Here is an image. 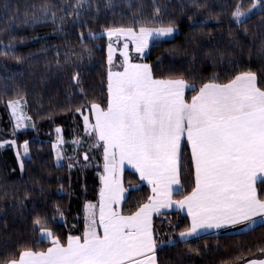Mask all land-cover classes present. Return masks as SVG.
<instances>
[{"label":"snow or ice","instance_id":"obj_1","mask_svg":"<svg viewBox=\"0 0 264 264\" xmlns=\"http://www.w3.org/2000/svg\"><path fill=\"white\" fill-rule=\"evenodd\" d=\"M111 3L112 0H107L105 7ZM153 5L151 17L134 14L127 25L111 22L101 26L99 32L87 28L89 19H99L96 0L74 3L65 0L60 4L45 0L39 6H31L34 9L31 15L25 13V24L52 22L60 31L70 18L68 22L72 26H81L78 33L81 44L85 28L90 39L108 37L106 92L100 102L88 98V90L82 86V73L76 70L80 61L69 59L74 53L64 52L62 64L58 58L61 53L57 52L55 60L57 72H71L74 91H69L68 97H80L78 106L71 105L65 111L82 117L87 136V140L73 139L77 146L73 151L77 155L71 159L79 163L78 149L85 143H90L93 151L102 149L101 187L98 201L85 205L83 232L78 235L69 232L63 237L47 227L57 215L64 216L56 205L52 216L44 213L32 220L33 231H38L41 240H48L50 246L41 250L26 247L19 252L18 259L11 258L17 255L15 252L5 254L0 257L4 264H161L157 253L175 241L170 235L163 238L165 233L154 226L153 217L173 207L186 209L190 218V226L178 233L184 242L204 234H217L214 231L217 229L245 225L252 230L257 225L264 226V69L258 77L251 68L242 71L227 68L226 80L212 72L199 85L195 77L190 82L178 71L157 76L153 64L136 60L130 48L134 45V52L143 57L151 44L173 39L178 31L173 20L165 23L155 0ZM4 7L7 9L8 4ZM257 11L264 12V0H253L247 8L237 3L230 19L247 33L245 21ZM220 15L216 13V22H221ZM189 19L193 24H204L208 18L194 20L190 16ZM261 23L264 24V18ZM15 39L13 36L8 44L0 43V48L13 49ZM84 51L91 57L92 49L85 46ZM117 51L122 57L120 63L115 62ZM206 55L213 59L215 67L212 51ZM158 62H161L159 58ZM46 63L50 66L52 61ZM187 92L193 94L188 97ZM26 106L27 98L22 93L6 101L10 118L14 119L12 134L31 120L25 113ZM31 126L34 128L35 124ZM56 131L60 133L61 128L57 126ZM64 143L59 135L53 142L58 167L64 159ZM5 144L17 142L0 140V147ZM22 147L23 153L16 152L21 171L25 167L24 158L31 160L29 141H23ZM90 159L93 157L85 150L81 167ZM126 165L138 176V183L129 182L128 188L124 186ZM67 166L71 169L75 164ZM185 180L191 182L190 191L185 189ZM144 181L150 185L151 195L143 202L133 201L135 210L129 208L125 214L122 202H127L129 192L138 191ZM59 191H64L62 185ZM24 195L27 197L28 193ZM174 195L179 198L174 199ZM165 219L169 220L168 228L178 226ZM257 252L261 258L245 259L244 255H237L235 260L222 264H264V247L258 246Z\"/></svg>","mask_w":264,"mask_h":264},{"label":"trees","instance_id":"obj_2","mask_svg":"<svg viewBox=\"0 0 264 264\" xmlns=\"http://www.w3.org/2000/svg\"><path fill=\"white\" fill-rule=\"evenodd\" d=\"M44 2L0 0V29H3L0 31V43L8 44L11 37H16L12 41L13 49L0 48V140L17 142L16 145L5 144L0 147V257L15 252L17 255L11 258L18 259L19 252L26 247L36 250L49 247L50 242L41 240L39 232L33 231L32 220L44 213L52 216L56 205L60 206L64 216L57 215L56 220L49 221L46 226L54 228L56 234L63 237L69 232L80 234L85 227L86 203L99 199L102 149L93 151L90 143H85L78 149L79 163L74 162L73 168H68L67 161L59 167L55 163L53 142L58 135L66 142L63 144L65 160L77 155L73 151L77 148L72 143L73 139L87 140L82 117L78 114L74 116L70 110L65 111L71 105L78 106L80 97H68L69 91H74L70 83L71 72L56 71V53H61L58 58L62 64L64 52L74 53L69 59L80 61L76 70L82 73V86L88 90V98L100 102L106 92L108 38L102 36L90 39L87 28L99 32L101 26L111 22L127 25L134 14L151 17L154 8L153 0H112L108 7H105L107 0H96L100 7L99 19L88 20L84 43L81 44L78 34L81 26H72L68 22L70 18L66 19L63 31L57 30V24L52 22H23L25 13L31 15L34 11L32 5L39 6ZM54 2L60 4L65 0ZM6 3L7 9L4 7ZM237 3L247 8L253 0H196L195 3L192 0H155V6L161 7L165 23L173 20L178 31L173 39L151 44L143 60L153 64L157 76L178 71L184 73L185 79L190 82L195 77L197 85L212 72L226 80L229 74L224 70L232 67L236 71L251 68L259 77L261 69H264V24L261 23L264 12L257 11L245 21L248 27L245 33L243 26L237 27L230 19L231 10ZM216 13H221L218 17L221 22H216ZM91 15L95 16V12ZM190 16L194 20L208 19L204 24H193ZM229 29L232 30L231 35ZM93 45L96 47L93 48ZM85 46L92 49L91 57L84 51ZM210 50L216 61L215 67L213 59L206 55ZM158 58L161 62H158ZM46 61H52V64L49 66ZM64 67L67 69L68 65ZM17 93L26 96L25 113L31 120L27 121L26 128L15 129L12 134L14 119L10 118L11 110L6 107V101L13 99ZM192 94L187 92L188 97ZM33 123L34 128L31 126ZM57 126L61 128L60 133L56 131ZM25 140L29 141L31 160L21 157L25 159V167L21 171L16 152L19 150L23 153L22 144ZM85 150L90 152L93 159L81 167ZM184 151L187 154L186 148ZM129 182L138 183V176L131 170H125L126 188ZM190 183L184 181L187 191H190ZM61 185L64 189L62 193L59 191ZM257 187H260L259 181ZM25 192L28 193L27 197ZM148 195H151V188L144 182L138 191L129 192L128 201L122 203L125 214L129 208L135 210L133 201L143 202ZM174 197L179 198L178 195ZM165 217L178 226L175 229L168 228L169 220ZM153 222L155 227L165 233L163 238L167 239L170 235L175 241L157 253L161 264H222L235 260L237 255H244L245 259L261 258L257 247H264V226L207 234L183 242L178 233L190 226V218L186 214L178 210L161 212L154 215ZM0 264H4L2 258Z\"/></svg>","mask_w":264,"mask_h":264},{"label":"rangeland","instance_id":"obj_3","mask_svg":"<svg viewBox=\"0 0 264 264\" xmlns=\"http://www.w3.org/2000/svg\"><path fill=\"white\" fill-rule=\"evenodd\" d=\"M175 35V34H174ZM106 36V35H105ZM107 37V36H106ZM108 38V37H107ZM130 48H132L133 49V51H132V55H133V57L136 59V60H139L140 62H145L143 59H144V57L147 55V52H148V49H145V52H146V55L145 56H143V57H139L135 52H134V45H130ZM121 59H122V57H121V54H120V52L119 51H117L116 53H115V62L116 63H120V61H121ZM146 63V62H145ZM25 123V126L24 127H22V128H19L18 130H21V129H24V128H26L27 127V121H25L24 122ZM65 161H67V162H69V163H74L75 161H73L72 159H63L62 160V163L63 162H65ZM126 169H130V166H125V170ZM124 186H125V184H124ZM125 188H126V186H125ZM123 203V202H122ZM246 229H248V228H245L244 227V229H242V230H246ZM195 239V238H194ZM46 240V239H45ZM181 240V239H180ZM192 240V239H191ZM184 242V241H183Z\"/></svg>","mask_w":264,"mask_h":264},{"label":"crops","instance_id":"obj_4","mask_svg":"<svg viewBox=\"0 0 264 264\" xmlns=\"http://www.w3.org/2000/svg\"><path fill=\"white\" fill-rule=\"evenodd\" d=\"M126 170H129V169H126ZM144 183L147 184V181H144ZM148 186H150V185H148ZM173 198L176 199L175 197H173ZM176 210L177 209L175 207H173V208L168 209V210H162V212H169V211H176ZM178 211H181L182 213L186 214V209H184V210H178ZM244 227L247 228L245 225H238V226H235V227L222 228V229H217V230H214V231L216 233H219V232H223V231H231V230H236V229H240V228L244 229ZM204 235H207V234H204ZM200 236H203V235H200ZM191 239H194V238H189V240H191ZM181 241H183V240H181Z\"/></svg>","mask_w":264,"mask_h":264}]
</instances>
